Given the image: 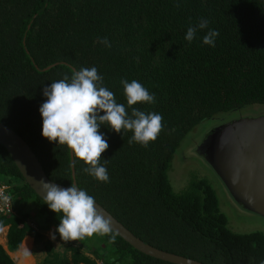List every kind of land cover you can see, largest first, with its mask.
I'll return each mask as SVG.
<instances>
[{"label": "trees", "instance_id": "16d2710c", "mask_svg": "<svg viewBox=\"0 0 264 264\" xmlns=\"http://www.w3.org/2000/svg\"><path fill=\"white\" fill-rule=\"evenodd\" d=\"M201 18L208 27L189 43L187 28ZM209 29L219 31L215 47L202 42ZM102 37L110 48L100 43ZM31 57L39 68L55 61L71 66L40 70ZM93 66L129 115L132 107L157 112L163 129L143 147L128 143L131 131L101 125L109 147L100 163L110 182L84 173L87 165L74 158L78 186L157 247L208 264L264 261V233L231 230L207 179L193 176L175 191L168 176L176 151L196 125L264 103V0H0V121L28 142L51 179L65 185L72 180V151L41 135L42 90L70 77L72 67ZM122 78L140 82L156 102L129 107ZM199 144L192 149L206 161ZM0 180L13 195L12 211L0 214L10 250L30 234L35 253L42 254L40 264H96L86 253L104 264H175L140 252L113 231L57 245L39 230L55 232L62 214L34 193L1 144ZM0 264H15L1 244Z\"/></svg>", "mask_w": 264, "mask_h": 264}, {"label": "clouds", "instance_id": "9594fccd", "mask_svg": "<svg viewBox=\"0 0 264 264\" xmlns=\"http://www.w3.org/2000/svg\"><path fill=\"white\" fill-rule=\"evenodd\" d=\"M176 6L179 7V3ZM208 23L207 19L201 18L198 24L190 25L185 40L191 43L197 30L207 28ZM218 35V30L209 29L202 42L215 47ZM100 43L111 47L106 37L100 38ZM120 83L129 107L137 103L156 102L155 94L150 93L137 80L129 82L122 78ZM42 94L46 100L39 106L41 135L49 142L66 145L75 159L87 165L82 171L103 183L110 182L107 168L100 163L102 153L109 144L105 134L99 131L101 125H108L116 133L131 131L133 135L128 143H139L143 147L154 141L163 129V117L157 112H144L132 107L129 115L125 105L117 103L115 94L103 86V77L94 66L73 70L70 77L65 74L62 79L46 85ZM101 110L103 115L99 114ZM41 183L44 203L53 212L62 214L55 232L50 233L51 239L56 238V232L60 235V241L64 242L80 241L94 234L103 236L112 232L110 220L99 212L95 198L86 190L74 183L67 188L43 181ZM110 243H115L114 235ZM22 254L27 257L31 252L25 246ZM260 264H264V261Z\"/></svg>", "mask_w": 264, "mask_h": 264}, {"label": "water", "instance_id": "95a60500", "mask_svg": "<svg viewBox=\"0 0 264 264\" xmlns=\"http://www.w3.org/2000/svg\"><path fill=\"white\" fill-rule=\"evenodd\" d=\"M30 25L29 23L28 27ZM31 60L40 70H47L58 63L71 66L66 61H55L39 68L32 57ZM259 105L264 106V103ZM0 144L10 155L25 182L40 198L43 199L42 181L56 184L61 188H67L72 183L78 186L72 152L70 163L72 180L70 185H65L47 175L28 142L2 121ZM199 148L234 200L264 217V115L241 116L218 124L205 134ZM95 203L99 212L110 220L112 231L140 252L175 264H208L144 241L97 200Z\"/></svg>", "mask_w": 264, "mask_h": 264}, {"label": "rangeland", "instance_id": "374dc122", "mask_svg": "<svg viewBox=\"0 0 264 264\" xmlns=\"http://www.w3.org/2000/svg\"><path fill=\"white\" fill-rule=\"evenodd\" d=\"M226 115V118L206 119L196 125V127L188 133L187 137L182 141L183 145L179 148V152L177 150L175 153L171 168L168 171L169 180L173 189L175 191H180L189 183L193 176L207 179L215 189L219 207L226 214L228 226L231 230L236 232L261 230L264 233V217L249 211L240 205L239 202L235 201L214 169L202 156H200V154L192 149L195 144L198 145L201 142L210 129L218 124L241 116H262L264 115V106L256 105L251 106V108L244 107L235 109L229 111ZM180 149H183L182 154ZM48 235L50 236V233ZM55 237V243L60 245V241H58L60 238L57 236ZM37 255L39 257L42 256L41 253ZM36 262L40 264V259H37Z\"/></svg>", "mask_w": 264, "mask_h": 264}, {"label": "crops", "instance_id": "0c3cea01", "mask_svg": "<svg viewBox=\"0 0 264 264\" xmlns=\"http://www.w3.org/2000/svg\"><path fill=\"white\" fill-rule=\"evenodd\" d=\"M7 230H8V225L0 226V244L4 247V249L9 254V256L13 259L15 264H37L36 260L41 258L37 254H39L40 252L35 254V252L33 250L34 249V245H33V241H32L31 235L30 234H26L22 238V241H21L20 245L16 249L10 250L8 248V244H7V235H6L7 234ZM39 231L43 235H45L47 237H50L48 234L54 232V227H49L48 229L39 230ZM25 246L31 252L30 256L25 257L22 254V250H23V248ZM88 255H90L94 259V257L91 254H88Z\"/></svg>", "mask_w": 264, "mask_h": 264}, {"label": "built area", "instance_id": "2783aa9c", "mask_svg": "<svg viewBox=\"0 0 264 264\" xmlns=\"http://www.w3.org/2000/svg\"><path fill=\"white\" fill-rule=\"evenodd\" d=\"M13 195L8 185L0 180V214L12 211ZM96 264H104L101 260H96Z\"/></svg>", "mask_w": 264, "mask_h": 264}, {"label": "bare ground", "instance_id": "6f19581e", "mask_svg": "<svg viewBox=\"0 0 264 264\" xmlns=\"http://www.w3.org/2000/svg\"><path fill=\"white\" fill-rule=\"evenodd\" d=\"M80 264H83V263H80Z\"/></svg>", "mask_w": 264, "mask_h": 264}, {"label": "flooded vegetation", "instance_id": "af4514ba", "mask_svg": "<svg viewBox=\"0 0 264 264\" xmlns=\"http://www.w3.org/2000/svg\"><path fill=\"white\" fill-rule=\"evenodd\" d=\"M241 205V204H240ZM250 211V210H249Z\"/></svg>", "mask_w": 264, "mask_h": 264}]
</instances>
